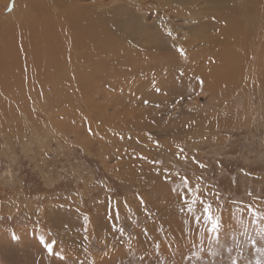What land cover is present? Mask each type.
Returning a JSON list of instances; mask_svg holds the SVG:
<instances>
[{
	"label": "rangeland",
	"instance_id": "374dc122",
	"mask_svg": "<svg viewBox=\"0 0 264 264\" xmlns=\"http://www.w3.org/2000/svg\"><path fill=\"white\" fill-rule=\"evenodd\" d=\"M215 1L100 0L101 26L112 41L105 49L134 44L122 35L139 19V33L149 34L139 46L161 55L154 47L161 42L156 20L167 15L168 38L185 43L181 32L196 37L209 30L203 28L211 27L213 19L209 22L206 14H214L209 8ZM11 18L7 13L3 21ZM6 28L0 27L6 41L17 30L18 40L23 31L12 27L10 34ZM210 31L216 36L220 30ZM130 45L123 53H130ZM18 57L22 69L19 49ZM101 59L102 72L109 76L59 83L58 94L43 84L33 96L23 81L22 97L0 100V264L264 261L250 241H259L264 222L253 224L244 210L251 204L264 211V69L256 79L243 76L240 85L196 91L173 102L172 94L163 95L156 84L167 79L175 98L184 67L178 76L167 77L176 69H132L127 61L114 64L112 52ZM220 114L226 115L225 124ZM178 175L208 190L205 199L221 219L219 244L210 240L203 223L196 225L181 211L173 191L183 190ZM52 241L50 255L45 245Z\"/></svg>",
	"mask_w": 264,
	"mask_h": 264
},
{
	"label": "bare ground",
	"instance_id": "6f19581e",
	"mask_svg": "<svg viewBox=\"0 0 264 264\" xmlns=\"http://www.w3.org/2000/svg\"><path fill=\"white\" fill-rule=\"evenodd\" d=\"M99 1L91 0L90 5L85 6L81 3L82 0H0V27L7 26V32L10 34L13 32L12 27L19 31L23 30L19 32L18 40L16 33L18 30L15 31L14 36L12 35L14 38L12 41H6L2 37L3 35L0 36V100L2 103L5 102L6 96L22 97L23 81L29 84L31 88L28 86L27 88L30 89V91L28 90L30 96H33L41 92L39 88L43 84L51 85V92L53 90L58 94L60 93L59 83L69 86L68 82H81L88 79L86 76L89 75L94 77L109 76L102 72L104 63L101 57L110 52L117 58L114 64L122 65V62L127 61L133 65L132 69L136 67L147 69L148 67L161 73L162 70L171 66L172 69L177 70L168 71L169 76L167 77H170V73H175L178 76L179 69L184 67L186 72L180 76L182 80L179 81L181 92L179 91L175 98V90L172 91L171 86L169 87L170 84L165 83L167 79L163 80L164 83L158 81L159 83L156 84L159 90H163V95L172 94L171 98L173 99H169L173 102L177 98L180 100V96H183L182 99H184V97L195 94L196 91L216 92L217 89H227L228 84L229 86L242 84L244 77L251 80L263 74L264 8L260 5H264V0H217V4L215 1V5L212 4V7L209 8L214 14H206L209 17V22L212 18L215 25L211 21L209 25L211 27L203 28L209 30L202 31L201 35L196 37L193 36V33L181 32L183 38L188 39L185 43L178 40L177 36L168 38L171 31H169V26L163 24L164 17L167 16L163 15L164 17L156 20L155 24L161 30V33L158 34L161 42L155 44L154 47L161 55H157V52L154 54L155 51L148 52L139 46L140 41L147 40L149 36L148 33H139L138 28L141 27L139 19H133V29L122 35L123 38L128 35V41L134 43L129 44L130 47L138 42L137 46L130 48V53H123L129 45L123 46L121 43H117L116 47L105 49V46L112 41L106 36L108 31L106 29L104 31L101 26L104 16H101L97 10ZM37 7H40L42 11L35 12ZM189 12L184 13L189 16ZM7 13L13 17L8 24L3 21ZM196 14L200 15V13ZM179 15L181 16L180 13ZM114 17L116 16L114 15ZM114 21H116L115 18ZM212 28L220 30L216 36L214 33V35L211 34ZM196 45L199 47L197 48ZM18 49L24 58L25 66L22 69L17 62L19 59ZM179 49H183V55ZM161 67L162 69H160ZM132 69L129 68L130 71ZM2 99L4 100L2 101ZM220 115V122L225 124L226 115ZM220 126L222 127L221 124Z\"/></svg>",
	"mask_w": 264,
	"mask_h": 264
},
{
	"label": "snow or ice",
	"instance_id": "6c2138e0",
	"mask_svg": "<svg viewBox=\"0 0 264 264\" xmlns=\"http://www.w3.org/2000/svg\"><path fill=\"white\" fill-rule=\"evenodd\" d=\"M181 55H183V49H179ZM203 82L201 81V84ZM184 152V149H180V153L182 154ZM193 162L197 163L201 169L205 167L204 164L200 163L198 160L193 158ZM178 179L181 181L183 185V190L182 191H176V194L179 198V200L182 202L183 207L181 209L182 212L186 211L189 216L192 218L193 222L196 225H200L203 223V225L206 228V231L208 233V236L212 242H215L216 244L220 243L219 237H220V230L222 227L221 224V219L220 217H216L213 215L211 212L212 205L207 203L206 197L209 194L207 189H203L200 186V183H197L196 185H193L189 178L185 176H179ZM199 181L203 182V177L198 178ZM251 195V193H249ZM197 205L200 206L202 211H197ZM248 216L251 219V222L253 224L259 225L260 223L264 222V211H261L257 207H254L251 204L245 205V209ZM242 210V211H244ZM251 244L253 248L256 249L257 252H259L262 256H264V228L260 229V239L259 241L251 239ZM41 243H45L43 240ZM258 243L261 246H257ZM47 252L52 255L54 252V246H55V241H52L51 243H48L45 245ZM210 256L216 255L214 252H209ZM214 264V262H213ZM231 264H237V261L233 259L231 261ZM256 264H264V261L262 260H257Z\"/></svg>",
	"mask_w": 264,
	"mask_h": 264
}]
</instances>
